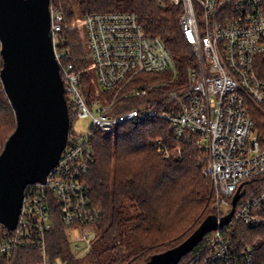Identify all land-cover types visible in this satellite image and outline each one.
Returning a JSON list of instances; mask_svg holds the SVG:
<instances>
[{
	"label": "built area",
	"instance_id": "obj_1",
	"mask_svg": "<svg viewBox=\"0 0 264 264\" xmlns=\"http://www.w3.org/2000/svg\"><path fill=\"white\" fill-rule=\"evenodd\" d=\"M182 2L179 25L196 63L181 71L159 36L147 33L135 12L86 13L78 25L102 98H87L80 76L62 48L64 15L51 0L56 56L66 97L76 118L92 120L89 131L72 135L45 183L30 184L17 226L0 223V264L22 247L43 250L40 264H66L46 251L47 234L58 219L76 257L92 247L102 210L91 199L86 176L96 159V131L113 132L127 122L166 120L179 140L196 142L207 152L215 214L233 207L229 223L218 226L203 264H264V251L239 249L234 222L264 227V190L244 199V183L264 176V132L254 112L264 102V0H171ZM0 51V73L3 68ZM152 75L157 78L150 81ZM134 100L132 107H122ZM123 104V105H122ZM167 155V154H166Z\"/></svg>",
	"mask_w": 264,
	"mask_h": 264
},
{
	"label": "trees",
	"instance_id": "obj_2",
	"mask_svg": "<svg viewBox=\"0 0 264 264\" xmlns=\"http://www.w3.org/2000/svg\"><path fill=\"white\" fill-rule=\"evenodd\" d=\"M53 5L64 15L62 48L70 54L64 63L73 65L72 71L80 76L85 93L91 91L92 76L75 22L76 17L86 13L135 12L144 30L163 40L181 71L196 63L193 48L179 25L182 2L53 0ZM149 77L153 81L157 75ZM134 105L131 100L122 107ZM69 112L72 123L70 102ZM254 114L258 130L264 132V102ZM16 125L15 110L0 78L1 144H5ZM93 143L96 159L86 181L92 201L102 210L96 237L91 249L76 257L65 227L57 219L46 240V251L51 258L60 256L66 264H142L153 254L182 243L208 215L215 214L212 180L205 173V148L194 141L179 140L166 120L127 122L111 133L96 131ZM244 189V199L260 196L264 176L246 181ZM233 224L237 228L234 239L239 249L255 246L264 251L263 226ZM211 237L212 233L208 232L179 264H203L209 255ZM43 256L41 248L22 247L3 264H40Z\"/></svg>",
	"mask_w": 264,
	"mask_h": 264
},
{
	"label": "water",
	"instance_id": "obj_3",
	"mask_svg": "<svg viewBox=\"0 0 264 264\" xmlns=\"http://www.w3.org/2000/svg\"><path fill=\"white\" fill-rule=\"evenodd\" d=\"M50 5L51 0H0V78L17 118L0 152V223L9 229L18 224L26 188L46 182L71 130ZM243 194L240 187L227 215H208L182 243L142 264H179L208 232L229 223Z\"/></svg>",
	"mask_w": 264,
	"mask_h": 264
},
{
	"label": "rangeland",
	"instance_id": "obj_4",
	"mask_svg": "<svg viewBox=\"0 0 264 264\" xmlns=\"http://www.w3.org/2000/svg\"><path fill=\"white\" fill-rule=\"evenodd\" d=\"M84 15H80V16L76 17V22H75L77 27H78V29H79L81 39H82L81 29H80L78 23H79V21L82 20ZM82 43H83V40H82ZM83 54H84V57L88 60L89 68H90V72H91V76H92L91 80L89 82V87L91 88V91H87L86 96L89 99L90 98H94V97L102 98L103 96L106 95V93H105L104 90H102V88H99V86H98V82H97V79H96V76H95V72L93 71V68H92V63L90 61V58H88L87 55H86V51H85L84 45H83ZM91 124H92V120L91 119L78 117L73 122L72 130L75 133L87 132V131H89V129L91 127ZM4 145L5 144H1L0 143V150L3 149Z\"/></svg>",
	"mask_w": 264,
	"mask_h": 264
}]
</instances>
